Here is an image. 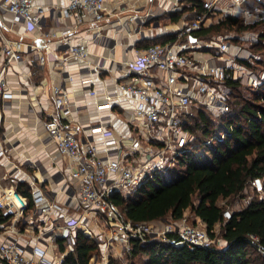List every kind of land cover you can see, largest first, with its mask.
<instances>
[{"label":"crops","instance_id":"obj_1","mask_svg":"<svg viewBox=\"0 0 264 264\" xmlns=\"http://www.w3.org/2000/svg\"><path fill=\"white\" fill-rule=\"evenodd\" d=\"M183 1L106 0L105 21L96 23L85 18L77 23L67 11V0H33L34 13L40 18L39 28L0 9V71L7 86L0 100V186L18 204L28 202L18 191L19 184L32 189L31 192L38 186L50 194L60 211L39 216L37 224L62 225L76 215L74 195L78 182L71 175L72 161L58 153L44 128L45 121L55 115L53 87L62 88L71 100L66 121L79 128V140L93 143L103 160H121L124 166H137L154 159L162 146L153 139L156 127L137 118L133 106L125 99L113 100L108 109L101 110L98 106L104 95L117 93L115 82L148 43L163 35L178 34L186 25V14L176 22L171 20ZM229 5L220 0L216 13H230ZM67 32L70 45H82L89 51V65L62 61L68 46L60 36ZM5 40L20 53L19 61L1 53ZM217 55L216 49L207 47L189 53L196 65L210 62ZM40 57H44L43 62ZM152 75L153 84L165 85L163 73L153 70ZM182 84L192 85L190 80ZM96 126H102V130L92 131ZM108 140H114L115 144L106 145ZM19 227L23 228V224ZM10 239L14 238L0 234V242ZM20 243L36 245L33 239L25 242L21 238ZM112 246L113 251L118 247L124 249L120 241H114ZM56 248L54 239L47 258L51 264H62L70 248L60 252L59 259ZM26 253L30 255V251Z\"/></svg>","mask_w":264,"mask_h":264},{"label":"built area","instance_id":"obj_2","mask_svg":"<svg viewBox=\"0 0 264 264\" xmlns=\"http://www.w3.org/2000/svg\"><path fill=\"white\" fill-rule=\"evenodd\" d=\"M67 1V11L77 23H81L85 18L96 23L106 19V0ZM226 1L233 6L246 2ZM219 3L220 0L206 1V12L197 16L191 24L184 25L179 30L176 41L151 44L141 50L137 59L127 64L115 82L117 93L114 96L104 95L103 102L98 106L101 110L108 109L113 100L125 99L133 106L137 118L149 126L156 127L157 132L153 139L160 141L162 146L153 160H147L137 166H124L121 160H103L93 143H83L79 140V128L66 121L71 112V100L62 88L53 87L55 115L45 121L44 128L56 144L58 153L72 161L71 175L78 182V191L74 195L76 215L62 225L47 227L37 224L36 219L39 216L60 211V206L53 201L50 194L34 186L33 206L28 209L27 204H18L11 193L0 186V210L11 215L10 223L5 226L3 234L14 238L0 242V264H51L47 254L54 239L61 237L67 241L72 240V234L77 230L94 239L103 235L109 245L120 241L125 251H128L131 239L146 241L148 237L175 247H211L212 239L207 231L190 226L184 216L177 223H132L120 217L118 207L112 204L109 198L115 193L126 196L147 179L167 170L164 157L166 153L171 152L174 160L187 142V134L181 127L179 117L182 113H188L192 99L208 107L224 109L225 94L218 92L213 84L223 82L227 72L236 67L235 58H223V53H227L229 45L224 41L215 44L200 40L181 41L190 31L200 29L210 16L216 15ZM0 9L13 14L16 19L26 20L36 28L40 26V18L34 13L33 0H0ZM130 20H134V17H130ZM67 34L68 32L60 36V40L68 46L62 61L89 65V51L82 45H70ZM202 47L214 48L218 55H221L215 56L210 62L196 65L189 53ZM46 49L48 50V47ZM1 53L15 61L21 59L20 53L8 40H5ZM40 61L43 62L44 57H40ZM153 70L163 73L165 85L158 86L151 82ZM187 71L196 72L191 86L182 84V81L190 80ZM6 89L5 77L0 71V100L4 97ZM91 94L95 96V92L92 91ZM217 100L218 103H215ZM101 130L102 126L92 128V131ZM114 144V140L106 142L108 146ZM253 185L258 191L261 190L259 180L253 182ZM20 223L23 228L19 227ZM104 229L108 231L107 234ZM21 238L33 239L36 245L29 247L26 243H20ZM251 239L255 243L258 242L256 237ZM28 251L30 255L26 253ZM89 264H108V260L106 256L100 259L96 256Z\"/></svg>","mask_w":264,"mask_h":264},{"label":"trees","instance_id":"obj_3","mask_svg":"<svg viewBox=\"0 0 264 264\" xmlns=\"http://www.w3.org/2000/svg\"><path fill=\"white\" fill-rule=\"evenodd\" d=\"M183 2L171 15L172 21L186 14L189 25L206 12L204 0ZM245 34L251 37L244 38ZM226 35L231 36L230 44L247 43L235 61L240 68L264 69V19L248 24L227 14L216 23L190 31L181 41L215 43ZM177 39V33L163 35L146 47ZM213 86L224 89V110L214 115L206 105L191 100L188 113L179 117L187 142L174 158L169 179L154 175L128 195L115 193L109 201L118 207L122 219L132 223L177 222L188 212L193 224L199 220L205 225L211 239H215L218 226L225 246L175 247L152 237L131 239L124 251L125 264H264V84L250 89L246 97L241 79L231 70L223 82ZM256 180L261 184L259 191L253 185ZM17 189L28 199V209L32 208V189L23 184ZM249 189L251 197L247 199ZM236 200L242 202L241 207L226 211ZM10 220L11 215L0 210V234ZM55 243L65 252L66 239L56 237ZM102 244L76 231L62 264H89L101 253ZM118 262L112 259L108 264Z\"/></svg>","mask_w":264,"mask_h":264},{"label":"rangeland","instance_id":"obj_4","mask_svg":"<svg viewBox=\"0 0 264 264\" xmlns=\"http://www.w3.org/2000/svg\"><path fill=\"white\" fill-rule=\"evenodd\" d=\"M255 2L262 4V6L260 7ZM263 5H264V0H246V2H243L241 5H237V6L229 5L228 8L229 7L232 8V10H229L230 13H228V12H226L225 14L224 13H216V15L210 16L206 20L204 26H209L213 23L218 22L219 20L224 18V16L227 14H232L234 16L242 18L244 20V22L248 23V24H252L254 22L261 21L262 19H264V6ZM248 37H251V34H249V36H248V34H245L244 38H248ZM230 38H231L230 35H226L225 37L219 38L220 40L224 41L225 43H227L230 46V48H228L229 53L228 52L223 53V55H224L223 58L224 59L235 58V61H237V58L239 57V55L241 53L240 51L241 50L243 51L242 47L246 48L247 43L237 44V45L230 44V41H229ZM219 39L215 40L216 41L215 43H220ZM230 52L231 53L233 52L234 55L230 54ZM228 54H229V56H227ZM235 66L236 67L233 70L234 75L241 79L243 87L247 90L245 92L246 97H248L249 93L251 92L250 89H256L260 85L264 84V69L263 68L257 67L253 70H250L247 68H242V67L240 68V66H238L236 63H235ZM186 73L190 77V83L192 84L193 83V77L195 74L191 73L190 71H187ZM218 92H222L225 94L224 89L223 90L218 89ZM224 96L226 97V95H224ZM215 103H218V100ZM189 109H190V106L188 108V111H189ZM208 109L210 111H212L213 112L212 114H214V115H217L218 113H220L221 111L224 110V109H221V108H218L215 106H209ZM164 157H165V163L167 166L166 167L167 170L165 169L166 171L162 172V175L161 174H156V175H159L163 180H167V179H169V175H170L169 173H171V171L169 172L170 169H168V166H170V168H171L174 164V160H173L172 153H169V152L166 153V155ZM247 193H248L247 199H249L251 197V189H249L247 191ZM241 205H242V202H239L238 200H236V201L232 202L231 204H228L226 211L237 210L241 207ZM184 217H185L184 219H186L187 223L190 226L199 227V228L203 229L204 231H206L205 225L202 222H200L199 220H196V222L194 224L192 223L193 219L189 215L188 212H186L184 214ZM177 222H156L154 224L177 223ZM214 231L216 233V236H215V239H212L211 246H214L217 248L224 247L225 242L221 239V237L219 235L220 234L219 227L216 226ZM75 232H73L72 235H74ZM23 239L25 240V242L27 241L26 238H23ZM96 240H100L103 242L101 253L99 255H96L99 259L102 256H106L108 262L111 261L112 259H116L119 261L118 262L119 264H125V260H124V258H125L124 251L125 250L124 249L120 250V247H118L117 251H113L114 250L113 246L109 245V243L105 241L106 239L103 237V235H100V237H98ZM72 242H73V238H72V240L67 241V244L65 246L66 247L65 251L67 250V248H70V250H71ZM55 255H56L57 259H59L61 257L60 250L57 248L55 250Z\"/></svg>","mask_w":264,"mask_h":264}]
</instances>
